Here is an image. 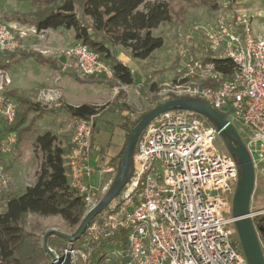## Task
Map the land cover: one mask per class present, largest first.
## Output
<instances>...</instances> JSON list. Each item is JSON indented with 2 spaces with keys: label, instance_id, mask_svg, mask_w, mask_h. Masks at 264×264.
Masks as SVG:
<instances>
[{
  "label": "built area",
  "instance_id": "obj_1",
  "mask_svg": "<svg viewBox=\"0 0 264 264\" xmlns=\"http://www.w3.org/2000/svg\"><path fill=\"white\" fill-rule=\"evenodd\" d=\"M260 16L262 12L236 7L235 0H218L215 21L202 35L198 51L182 47L177 75L157 105L193 97L221 114L227 109L229 121L238 119L249 128L258 145L254 150L247 145L251 154L264 157V29L258 38L251 31ZM49 30L18 28L0 17V59L7 52L27 49L33 39L45 41ZM66 55L80 76L114 78L111 67L86 44L71 45ZM228 60L233 70L217 67ZM11 83L8 71L0 69V160L18 146V132L11 127L19 105L9 95ZM61 99L58 89L37 93L43 104ZM94 117L79 120L65 156L70 187L83 198L87 213L98 203L93 195ZM217 138V129L196 111L175 107L159 114L138 140L131 181L78 239L68 240L66 246H48L51 262L69 256L70 264H248L244 252L232 245L236 229L229 228L235 226L232 199L241 168L231 153L219 150ZM254 164L258 168L256 160ZM14 185L1 165V210L5 193ZM262 215L264 209L253 218Z\"/></svg>",
  "mask_w": 264,
  "mask_h": 264
},
{
  "label": "rangeland",
  "instance_id": "obj_2",
  "mask_svg": "<svg viewBox=\"0 0 264 264\" xmlns=\"http://www.w3.org/2000/svg\"><path fill=\"white\" fill-rule=\"evenodd\" d=\"M171 3L175 13L173 21L164 23L153 31L155 35L164 37L165 44L162 48L156 50L148 59H135L132 57L129 49L122 46L113 47L116 56L121 61L125 62V65L129 66L132 72L137 75V81L140 84V87L147 88L154 85L155 90L149 95L151 100L140 94L138 88L134 85L116 84L117 86L112 89L104 84L82 85L75 82V85L79 87V94L82 98H86L87 100H91L96 91H104V88H106L111 94L110 98L106 97L101 99L94 105L99 109V113L94 117V130L98 132L97 135L95 133L92 141V165L94 169L93 184L96 188L93 195L96 202H100L113 191L112 186L118 177L120 167V159L114 160V158L117 157L125 147V133L127 129L133 126L141 115L145 112L151 111L157 106L158 102H161L166 98L165 91L174 81L177 75L176 71L181 63L180 52L182 47L186 46L189 51L191 50L192 52L198 51L202 35L205 34V31H207L215 21L216 9H211L194 1L172 0ZM235 4L236 7L246 9L251 14L262 12V16L256 17L251 24L252 35L257 38L261 36L264 29L263 1L235 0ZM36 11L37 7L29 0H0V17L5 23H7V18L12 13L32 15ZM8 24L24 29H28L32 26L19 22H9ZM53 30L56 32L50 33L45 41L33 39V42L26 45V48L28 50L42 51L51 57L57 56L63 71H75V63L68 59L66 55V50L71 45L77 43V40L75 39V31L63 27ZM54 34L57 37H55ZM187 36H189L190 39H188ZM52 39L56 40L54 42L55 44L52 42L54 41ZM187 39L189 41L188 44H186ZM45 68L48 69V66L46 65ZM40 69H42L40 64L33 59H29L16 66L13 65L8 71L11 81L13 82L11 83L12 85H10L11 89H15V85L23 86L24 90L20 91L19 89H16L17 92L25 95L31 99L32 102L38 103L40 108L38 112L39 119L35 121L33 129L25 134L24 141L17 147L13 162L10 161L9 165H3L0 161V166H4L6 171L11 175L13 181L18 185L15 186V184L9 190L10 192L14 191L13 193L16 194L24 193L29 184L33 185V182H36L37 172L43 161L42 152L35 148L36 135L50 131L56 135L58 145L69 146L76 125L79 122L78 119H72L66 111L59 109L61 107H57L55 101H51L48 104L38 102L37 93L39 89L61 90L62 88L61 85V87L58 85L56 80L53 82L51 81L50 84L36 82L33 76L38 74V70ZM37 79H40V77ZM105 80L109 79L106 78ZM69 81H71V79ZM121 90H124V94L119 93ZM117 94L119 95L117 98L118 104H110L109 101L112 102ZM22 110V107H19V111L22 112ZM221 112L227 116V109H224ZM34 115L35 112L28 115L26 125L31 123L30 120L33 119ZM230 119L233 127L245 144H251L253 150L256 146L258 147L253 138H251L248 130L249 128L238 119L236 120L231 117ZM225 136L226 138L218 136L216 146L222 153H229L224 144V139L231 146H235L236 139L232 132L226 133ZM95 143L99 147L98 151L95 149ZM252 157L256 160L258 168H255L256 182L251 209L252 211H258L264 209V157L257 152H254ZM131 178L122 188L131 181ZM19 180L20 183L18 184ZM121 191L122 189L120 192ZM87 211L88 208L85 206L84 216ZM260 217L261 216L254 217V221L258 222ZM78 226L79 225L74 227L70 226L60 216L46 217L38 214L28 215L27 221L24 225L25 230L31 235V238L40 245H43L45 237L50 233L47 236V250L48 246L51 245L50 239L54 238L52 237L53 235H58L59 232L71 235L76 231ZM229 228L235 230L234 225ZM51 233L54 234L51 236ZM259 238L264 251V236L259 233ZM231 242L236 250L243 251L236 231L231 234ZM47 250H44L43 261L44 263L49 264L51 262V256L46 255Z\"/></svg>",
  "mask_w": 264,
  "mask_h": 264
},
{
  "label": "trees",
  "instance_id": "obj_3",
  "mask_svg": "<svg viewBox=\"0 0 264 264\" xmlns=\"http://www.w3.org/2000/svg\"><path fill=\"white\" fill-rule=\"evenodd\" d=\"M37 11L32 15L12 13L7 18L9 22H19L41 29L67 28L75 31L77 43L86 44L99 58L106 62L114 72V78L105 80V77L80 76L77 71L70 76L79 83H98L114 88L116 84L134 85L139 93L151 100L149 95L154 92L151 87H140L137 75L129 66L125 65L116 54L113 47L122 46L131 51L135 59L146 60L156 50L165 44L163 36L154 34V30L164 23L172 22L174 10L172 0H29ZM194 1L211 9L218 7V0H183ZM33 58L39 64H45L62 72L58 60L46 56L37 50L18 49L7 52L0 59V69L9 70L14 64ZM217 67L224 71H231L234 65L228 60ZM210 85V82H206ZM124 94V90L119 91ZM15 97L22 112H17V118L11 129L18 132V146L24 141L25 134L33 129L34 123L39 119V104L34 103L25 95L16 90L9 91ZM201 100L199 98H190ZM73 119H88L96 116L99 109L94 105L83 104L79 107L66 105L64 107ZM184 109H189L182 107ZM193 110V109H191ZM195 111V110H193ZM35 112L31 123L26 125L28 115ZM149 112V111H148ZM148 112L141 115L136 123L129 127L125 133V147L114 160H119V174L113 183L112 189L118 187L120 173L125 167V149L129 138L138 124ZM209 126L217 129L215 123L206 116L198 114ZM227 119L228 117L224 115ZM36 118V119H35ZM34 121V122H33ZM145 127L143 128V130ZM135 136L129 151V159L122 187L133 175L136 144L142 131ZM95 132V130H94ZM231 132V131H229ZM224 132L222 138H226ZM17 146V147H18ZM35 148L43 154V161L37 172L36 182L28 186L24 193L16 194L6 192L3 200L5 206L0 213V264H42L44 263V247L35 242L25 230V223L30 214L41 216H60L70 226L80 225L85 213V202L70 187L65 167V156L69 153L70 145L63 147L57 144V137L47 131L36 135ZM236 160L238 158L233 155ZM107 205L104 204L101 209ZM257 223V224H256ZM256 225L259 222L255 221ZM52 236V234H51ZM51 245L66 246L68 239L53 235ZM49 238V237H48Z\"/></svg>",
  "mask_w": 264,
  "mask_h": 264
},
{
  "label": "water",
  "instance_id": "obj_4",
  "mask_svg": "<svg viewBox=\"0 0 264 264\" xmlns=\"http://www.w3.org/2000/svg\"><path fill=\"white\" fill-rule=\"evenodd\" d=\"M175 107H185L195 110L198 114L206 116L211 119L216 127L218 136L223 137L224 132L234 131L237 146H231L225 139L224 144L228 152L238 158L241 168L240 179L237 184V189L232 202V214L235 218V229L238 234L243 252L247 258L248 264H264V251L260 242L259 233L264 236V227L256 225L252 211L251 203L255 190L256 182V169L254 160L250 150L245 142L242 140L238 132L233 127L231 121L226 119L220 112L210 107L205 101L194 99H172L163 104H159L149 111L143 120L138 124L135 131L129 138L128 144L125 149V167L120 173L119 185L107 197L97 203V205L88 213L85 214L81 224L76 231L71 234L58 233L60 236L68 240H76L84 232L87 224L100 212L104 204L109 203L121 190V183L126 174V168L129 159V151L133 145L136 135L139 134L143 128L149 124L154 118L167 109ZM50 234V233H49ZM48 234V235H49ZM54 234V233H51ZM47 235V236H48ZM47 236L45 237L43 247L47 250ZM48 264V263H46ZM49 264H70V258L67 256L63 261H53Z\"/></svg>",
  "mask_w": 264,
  "mask_h": 264
},
{
  "label": "crops",
  "instance_id": "obj_5",
  "mask_svg": "<svg viewBox=\"0 0 264 264\" xmlns=\"http://www.w3.org/2000/svg\"><path fill=\"white\" fill-rule=\"evenodd\" d=\"M56 31L53 30V29H50L49 30V34L50 33H55ZM55 35V34H54ZM55 37H57L55 35ZM54 41H52L53 43L56 41L55 39H52ZM55 44V43H54ZM42 52V51H40ZM43 53V52H42ZM44 55H46V53H43ZM48 56V55H46ZM54 58H56L60 64V61L58 59L57 56H55ZM29 59H33V58H29ZM27 59V60H29ZM69 59V58H68ZM34 60V59H33ZM26 61V60H25ZM25 61H22V62H25ZM35 61V60H34ZM22 62H19V63H22ZM36 62V61H35ZM19 63L17 64H14L15 66L18 65ZM125 64V62H123ZM39 64V63H38ZM40 66H42V69L38 70V74H35L33 76V78L36 80V82H42L44 84L48 83L50 84V82L56 80V82L58 83V85L62 86L61 88V92H62V99L58 102H55L56 106L57 107H61L59 109H62L64 111H66L69 116L70 113L64 108L66 105H70V106H73V107H79L83 104H89V105H95V103L99 102L101 99H104V98H110L111 94L108 92V90L106 88H104L103 90L104 91H96L95 95L92 97L91 100H87L86 98H82V96L79 94L78 90H79V87L77 85H75L77 82L76 80H74L71 76H70V73L71 72H65L63 71L62 69V72H59L58 70H55L53 68H51L50 66H48V69L45 68V64H40ZM61 66V64H60ZM62 68V67H61ZM9 71V70H8ZM56 71V72H55ZM75 71H77V69H75ZM56 75H55V73ZM74 72V71H72ZM36 73V72H35ZM40 79H37L39 78ZM71 79V81H69ZM13 83V82H12ZM79 83V82H78ZM52 84V83H51ZM82 84V83H80ZM88 84H98V83H88ZM12 85V84H11ZM84 85V84H82ZM99 85H102V84H99ZM60 86V87H61ZM107 86V85H106ZM108 87V86H107ZM130 87V86H129ZM15 89H11L10 87V90H16V89H19L20 91L21 90H24L23 89V86H14ZM40 90V89H39ZM17 91V90H16ZM21 94V93H19ZM121 94V93H120ZM118 94L116 95L115 99H113V101H109L110 104H118L117 102V98H118ZM60 105V106H59ZM121 106V105H120ZM109 108V106H108ZM72 118V117H71ZM73 119V118H72ZM98 132V131H97ZM97 132L95 130L94 132V136H95V133L97 135ZM94 136H93V139H94ZM70 145V144H69ZM63 147H66V145H62ZM95 149L96 151H98L99 147L96 145L95 143ZM17 151V149H16ZM16 151L11 154V155H8V156H5L3 157L0 161L3 165H9L10 164V161L13 162V159L16 155ZM92 164H93V161H92ZM37 172V171H36ZM17 179V178H16ZM15 182V181H14ZM20 183V180L18 182V184ZM35 183V182H33ZM15 186H18L17 183L15 182ZM28 186H31L30 184ZM27 186V187H28ZM18 188V187H17ZM12 192V191H11ZM14 192V191H13ZM2 212L1 208H0V213Z\"/></svg>",
  "mask_w": 264,
  "mask_h": 264
},
{
  "label": "flooded vegetation",
  "instance_id": "obj_6",
  "mask_svg": "<svg viewBox=\"0 0 264 264\" xmlns=\"http://www.w3.org/2000/svg\"><path fill=\"white\" fill-rule=\"evenodd\" d=\"M231 132L234 134V131H233V130H231ZM234 145L237 146L236 143H235ZM258 222H259V226L264 227V215H262V216L260 217V219H258Z\"/></svg>",
  "mask_w": 264,
  "mask_h": 264
}]
</instances>
